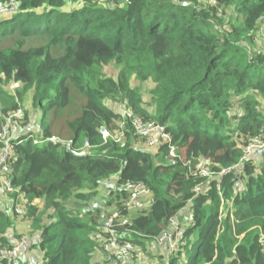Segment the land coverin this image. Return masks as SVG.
<instances>
[{"label": "trees", "instance_id": "obj_1", "mask_svg": "<svg viewBox=\"0 0 264 264\" xmlns=\"http://www.w3.org/2000/svg\"><path fill=\"white\" fill-rule=\"evenodd\" d=\"M15 1L17 9L0 15V124L9 110L22 107L24 116L8 161L17 192L0 182V247L26 234L21 264L25 246L38 264H94L91 234L100 231L102 206L74 209L79 218L65 203L109 191L99 203L122 209L128 194L120 185L141 180L154 202L130 216L137 244L172 230L175 216L185 259L179 251L168 264H264V149L242 159L239 148L264 129V48L251 46L264 24V0ZM231 4L241 22L227 30L218 14ZM110 62L115 78L103 72ZM132 76L153 79L148 100ZM12 82L21 87L8 94L1 87ZM122 99L143 120L164 125L170 141L150 147L127 125L121 141L103 142L99 128L115 133L119 118L106 101ZM55 135L70 143L47 141ZM85 141L91 147L79 150ZM201 157L214 171L237 167L221 177H193L189 164ZM19 202L23 214L15 212ZM23 221L29 231H16Z\"/></svg>", "mask_w": 264, "mask_h": 264}, {"label": "built area", "instance_id": "obj_2", "mask_svg": "<svg viewBox=\"0 0 264 264\" xmlns=\"http://www.w3.org/2000/svg\"><path fill=\"white\" fill-rule=\"evenodd\" d=\"M208 1L214 4L216 2L215 0ZM17 7L18 2L15 0H11L7 4L0 7V13H11L13 10L17 9ZM220 11L221 10H219V12ZM16 86H18V82H14L10 85V87L12 88H15ZM117 114L119 116L117 120V122L119 121L117 132L112 134L110 129L106 126H101L99 128V134L103 142H107L109 139H113L115 142H118L120 140V137L123 136L125 130L127 129V125H129L133 129L134 133L138 137L146 139L147 145L150 147L170 141V135L164 125L155 121H145L128 107L118 108ZM23 116L24 111L20 107L9 110L3 116V122L0 124V182L3 185L5 191L9 193L17 192V189L13 186L12 180L9 176L10 168L8 165V161L12 153V141L17 138L19 124V122L17 121L19 119L21 120ZM47 141L53 144L60 143L62 145H68L70 143L69 140H63L57 136H51L47 139ZM34 142L38 143V140L34 139ZM90 147L91 145L89 141H85L84 145L79 148V150L83 151ZM239 148H241L243 152L242 159L250 156L252 152H254V150H263L264 129L261 130L260 133L251 136L247 140V143L241 145ZM169 153L171 156H175L174 146L170 145ZM212 163L214 162L211 159L207 157H201L196 162L194 167L189 164L190 175L193 177H203L206 179H211L215 174L221 177V175L235 171L234 169L237 167V165H233L221 168L220 171H214L211 167ZM201 188V184L196 185L194 187V192L198 193ZM119 189L126 190L128 194L127 198L124 199L125 202L123 201V208H116L115 211L117 212L114 211L115 213L111 215L108 221L104 224L102 223L100 231H98V233L96 234L100 236L98 238L102 237L103 239H108V241L110 240L111 245L114 244V241L117 242V244L121 245L125 251L130 248V244H132L130 239H126L124 237L125 235H129L130 232L128 231V226L131 224V215H128L127 213L132 210L136 212L149 208L154 202V199L151 189L141 180L127 181L125 183H122ZM15 212L18 214L25 213V209L20 204V202L16 204ZM174 218L175 216L170 219L172 225H176V218ZM262 237L264 238V235H262ZM156 238L162 239L164 241H171L174 239V236L172 232H166ZM26 239L27 236L25 234H22L20 239L13 244L0 247V264H21L20 255ZM114 257H116V255L112 256V258Z\"/></svg>", "mask_w": 264, "mask_h": 264}, {"label": "rangeland", "instance_id": "obj_3", "mask_svg": "<svg viewBox=\"0 0 264 264\" xmlns=\"http://www.w3.org/2000/svg\"><path fill=\"white\" fill-rule=\"evenodd\" d=\"M3 5L4 4L0 5V7ZM221 11L222 13H219L218 15L222 16L221 17L223 19L222 23L225 24V28H227V30L230 29L231 23L239 24L241 22V17L236 11V8L233 4L228 5L227 7L223 8V10ZM0 15H3V13H0ZM252 38H253V42L251 46L253 50H259V49L264 48V24L260 26V30H258V33H255V35ZM117 71H118V68L113 62H110L103 66L104 74L110 75L114 78L117 76ZM131 83L133 86L137 87L140 90L144 100L149 99L151 91L154 90V86H155V83L152 78H149L145 81H140L135 76H132ZM10 85L9 86L4 85L1 88H3L5 92H7L8 94H12L17 88L21 87L19 83H18V86H16L15 88L10 87ZM30 99H31V94L25 93L24 98L21 102L24 108L29 107ZM118 99H121V98L118 97ZM122 100H124L122 103H119L116 100L115 101L107 100L106 102L110 108H112L113 110L117 112L118 108L127 107L126 100L125 99H122ZM3 102H4V96L0 95V104H2ZM20 108L22 109V107ZM114 124L115 126H117V123H114ZM111 133L114 134L113 132ZM32 136L37 139H40L41 137L39 132H36V131H33ZM55 136L62 138L60 135H55ZM122 139H123V136L120 137L119 141H121ZM57 148H58V151L62 152L66 147L58 146ZM86 150L88 149H85L83 151H86ZM222 157H223L222 155L216 156L215 161H219ZM256 165H258V163ZM116 177L117 176L114 175L112 179H115ZM243 183H244V180H242L241 185L239 186L240 188H243ZM91 190H92L91 187H89L88 185H86L83 188L84 192L89 193ZM105 193L106 191H102V193L96 192L95 194H91V195L87 194L85 195L84 198L73 196L65 203V205L72 210V215H75L79 218H83L84 215L83 214L80 215L74 209L76 208L83 209V208H86L87 206H91L94 202H97L98 204H100L99 206H102L101 208L102 210L100 211V213H98L99 214L98 222L99 224L101 222L104 224L105 222L108 221V219L111 217L113 213L117 212L115 211V209H110L109 206H107L108 203H105V204L101 202L99 203L100 199L108 198L109 191H107L106 194ZM37 203L39 205L38 208L42 210L44 206L43 199L37 200ZM226 210H227V207L224 208L225 212ZM52 212L53 211L51 208H49L46 211H43L44 223L50 222V218L47 217V214L52 213ZM134 212L135 211L132 210V211H129L127 214L132 215ZM175 222H176V225H172L170 221L172 230H170L169 232H172L174 236L173 240L164 241L162 239L156 238V239L149 240V241L148 240L143 241V244L139 245L136 243V241H134L135 239H132L131 235L129 234V235H125L124 237L126 239H130L132 244H130V248H128L125 251L123 247L121 245H118L117 242L115 241H114V244L111 245L110 240L108 241V239H103L102 237L98 238L100 237L98 234H96L98 233V231L92 233L91 236H94V239L97 242L96 250L93 253L94 264H168V260L170 258L169 256L175 255L179 251L181 252L180 259L181 261H183L185 259V255L183 254L184 248L180 246L183 227H180L178 225L177 220ZM28 223H30V221L29 222L23 221V222H20V225L24 227V229H28L29 231ZM73 223H74L73 221L70 222V225H72ZM196 236H197V230H194L193 234L190 237L191 241L194 242V240L196 239ZM190 249H191V246H190ZM113 255H116V257L112 258Z\"/></svg>", "mask_w": 264, "mask_h": 264}, {"label": "crops", "instance_id": "obj_4", "mask_svg": "<svg viewBox=\"0 0 264 264\" xmlns=\"http://www.w3.org/2000/svg\"><path fill=\"white\" fill-rule=\"evenodd\" d=\"M17 229L16 231H21L24 227H22L20 225V223H18L16 225ZM28 246H25V248H27ZM25 254H24V259H23V264H38V259L35 255V252L34 250H30V249H25Z\"/></svg>", "mask_w": 264, "mask_h": 264}]
</instances>
